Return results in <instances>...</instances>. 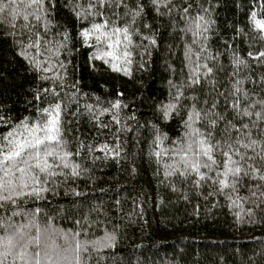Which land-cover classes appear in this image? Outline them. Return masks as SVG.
Listing matches in <instances>:
<instances>
[{
  "label": "snow or ice",
  "instance_id": "snow-or-ice-1",
  "mask_svg": "<svg viewBox=\"0 0 264 264\" xmlns=\"http://www.w3.org/2000/svg\"><path fill=\"white\" fill-rule=\"evenodd\" d=\"M222 7L229 10L228 0H0L4 38L14 59L26 64V76L11 84L16 99L9 103L0 90V264H91L93 251L115 245L116 225L93 239L100 221L82 215L73 219L72 229L57 228L35 202L70 180L91 178L89 158L94 165L127 155L121 137L133 131L131 122L140 125L125 92L113 86L104 93L113 100L96 96L88 103L91 93L82 91L81 81L105 69L129 78L134 68L148 72L153 54L163 47L161 28L170 30L173 41L164 49L168 93L151 105L156 123L144 125L151 130L148 160L157 165L155 174L160 177L164 158L161 183L183 199L189 195L177 182L189 193L207 192L205 199L222 196L233 207L243 206L238 219L264 210V18L253 10L241 27L221 16ZM233 7L241 5L233 0ZM259 7L264 15V0ZM59 8L67 10L69 24L56 20ZM77 44L95 49L80 66L79 79ZM173 48L182 50L179 68ZM4 80L0 76V83ZM81 95L83 113L100 134L92 142L66 139L65 108L76 107L67 113L73 117L82 114ZM16 103L29 115L13 116ZM125 109L133 114L122 115ZM105 114L110 122L101 119ZM173 121L182 129L175 141L164 131ZM166 141L172 147L162 149ZM70 192L81 195L74 188Z\"/></svg>",
  "mask_w": 264,
  "mask_h": 264
},
{
  "label": "trees",
  "instance_id": "trees-1",
  "mask_svg": "<svg viewBox=\"0 0 264 264\" xmlns=\"http://www.w3.org/2000/svg\"><path fill=\"white\" fill-rule=\"evenodd\" d=\"M236 2L241 8H234L233 0H228L229 10L222 7L221 16H226L229 21L235 19L241 27L248 23L246 14L253 10L257 11L258 18H264L259 7L260 0ZM67 16V10L59 8L56 20L69 24ZM80 23L76 22L77 31ZM6 28V25L0 26V76L5 77L0 83V90L4 91L5 100L11 103L16 99L11 84L20 82L26 76V64L19 58L14 59L11 42L4 38L3 29ZM169 31L161 28L163 47L158 50L159 55L153 54L148 72H136L134 68V76L129 78L105 69L103 75L100 72L85 74L81 81L82 91L91 93L88 103H94L96 96L113 100L114 96L110 94L104 96V93L112 92L113 86L116 91L125 92V102L134 109L140 125L137 128L136 123L131 122L133 131L121 137L125 141L127 155L122 156L119 162L109 158L97 160L94 165L89 158L91 178L81 177L61 184L54 193L46 194V199L35 203L54 217L57 228L72 229L73 219H79L82 215L100 221L99 228L92 230L93 239L103 236L105 226L111 231V226L116 225L115 245L93 251L91 264H264V210L257 209L250 218L242 214V218L238 219L236 213H242L243 206L233 207L222 196L205 199L207 192L202 195L189 193L187 186L182 187L177 182L176 187L189 195L185 200L179 192H173L167 182L161 183L165 159H161L160 177L155 174L157 165L149 163L148 156L153 151L152 135L144 125L145 121L156 123L151 105L167 97L170 74L164 69V56L167 55L164 49L173 43ZM77 48H80L79 44ZM100 48L105 50L107 43H102ZM91 51L95 49L80 48L79 52H74L77 79L81 76L80 66ZM173 53L174 66L179 68L182 50L173 48ZM101 63L96 61L98 67ZM66 91L72 95L70 89ZM141 99H145V103H139ZM84 103L85 98L81 95L79 107L82 114L75 117L67 114L76 112L75 106L65 108L64 119L69 122L66 139L75 136L92 142L93 137L100 135L88 114L83 113ZM13 107V116L29 115L23 111L22 103H16ZM132 114L128 109L122 113L125 116ZM101 119L110 122L111 117L105 114ZM164 131L175 141L182 129L173 121ZM171 147L167 141L161 145L162 149ZM72 188L81 195L71 194ZM32 203L29 202V207ZM95 209L99 210V215Z\"/></svg>",
  "mask_w": 264,
  "mask_h": 264
}]
</instances>
